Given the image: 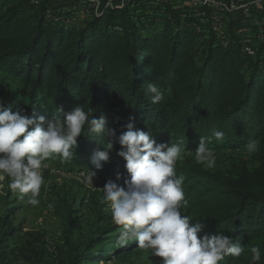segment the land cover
Wrapping results in <instances>:
<instances>
[{"label":"trees","instance_id":"trees-1","mask_svg":"<svg viewBox=\"0 0 264 264\" xmlns=\"http://www.w3.org/2000/svg\"><path fill=\"white\" fill-rule=\"evenodd\" d=\"M33 1L0 0V72H6L0 82H18L5 105L23 100L20 109L30 118H52L62 108L63 119L77 105L91 108L94 118L104 116L115 135L89 133L86 125L68 160L90 166L93 153L111 142L106 172L113 177L119 173L122 180L129 176L126 162L116 154L117 140L130 118L157 143H177L188 153L201 137L207 138V147L220 150L258 141L257 166L244 167L235 177L209 172L192 158L176 164V175L185 177L186 215L190 223L203 225L199 235L219 233L249 250L259 246L257 264H264V41L256 44L254 55L246 52V26L228 18L225 44L211 24H202V19L214 20L212 9L196 10L182 0L158 5L136 0L123 8L122 0H111L113 8L106 7L110 0H102L97 15ZM149 84L166 90L163 101L152 103ZM215 130L224 133L223 139L213 137ZM62 211L69 228L76 229L73 211ZM120 233L109 227L87 243L68 242L71 259L62 264L130 251L118 241ZM129 240L138 247L134 238ZM7 242L0 241V259ZM235 259L226 256L219 264Z\"/></svg>","mask_w":264,"mask_h":264},{"label":"clouds","instance_id":"clouds-1","mask_svg":"<svg viewBox=\"0 0 264 264\" xmlns=\"http://www.w3.org/2000/svg\"><path fill=\"white\" fill-rule=\"evenodd\" d=\"M152 103L164 100L165 89L158 84H149ZM167 91H170L168 89ZM62 108L56 110L51 119L45 116L30 118L21 109L4 107L0 101V180L8 178V187L21 194H29L27 203L38 205L40 190L44 184L42 169L44 161L54 154L67 160L74 155L78 138L87 131L97 135H115L107 128L104 116L94 118L92 109L87 111L77 105L60 118ZM213 137L221 140L224 133L213 131ZM207 138L201 137L194 151L195 161L206 168H214L216 156L207 147ZM120 151L116 154L124 159L129 178L123 186L109 179L104 187L103 201L110 203L112 221L122 225L118 241L126 243L134 238L141 249H151L152 255L162 259V264H219L226 256L239 258L246 248L235 244L233 239L222 234L199 235L203 225L190 223V216L181 209L188 206L185 199L183 174L177 177L176 164L182 160L185 149L177 143H157L150 132L135 127L130 122L126 131L119 135ZM249 153L258 150V141L246 145ZM113 143L104 144L91 157V165L101 170L110 161ZM91 173L89 180H92ZM251 264L261 259V249H250Z\"/></svg>","mask_w":264,"mask_h":264},{"label":"rangeland","instance_id":"rangeland-1","mask_svg":"<svg viewBox=\"0 0 264 264\" xmlns=\"http://www.w3.org/2000/svg\"><path fill=\"white\" fill-rule=\"evenodd\" d=\"M49 3L55 7L69 4L76 12L85 13V7L80 0H49ZM261 16H264V7L260 8L257 15H252L249 9L246 10L243 6L230 14L229 18L237 26H244V19L250 20L244 39H248L256 47L259 41L257 34L261 35ZM5 76V71L0 72V78ZM17 88L18 82H0V101H3L4 107L12 108L13 111L24 105L23 100L15 101L9 107L5 105L8 92ZM212 150L216 156L215 167L209 169L199 164L209 172L235 177L244 167L251 170L257 166L254 153H249L246 146L234 150ZM182 156L183 159L177 163L188 158L195 160L194 151L183 152ZM44 164L47 167L42 169L44 184L40 190L38 205L27 203L30 193L21 194L10 189L8 178L0 180V241L4 238L8 241L7 252L1 257L0 264H62L71 259L70 245L87 243L101 230L109 227L123 230L122 225L113 223L110 203L103 201L104 194L100 190L107 180L115 181V177L107 174L106 164L101 170H97L92 165H77L71 160H63L58 154L44 161ZM91 173L94 175L90 181ZM124 180L121 179L118 183L123 186ZM62 209L73 211L78 225L76 229L69 228L68 222L63 218ZM181 211L186 215L185 208ZM132 244V240L124 243L131 247L128 252L115 254L110 251L106 259L85 260L82 264H162L161 258L152 255L153 250L135 248ZM119 248L121 247L117 246V250ZM250 255L247 248L241 257L230 264H248Z\"/></svg>","mask_w":264,"mask_h":264},{"label":"built area","instance_id":"built-area-1","mask_svg":"<svg viewBox=\"0 0 264 264\" xmlns=\"http://www.w3.org/2000/svg\"><path fill=\"white\" fill-rule=\"evenodd\" d=\"M59 1V0H56ZM71 1H77V0H71ZM81 4L84 5L85 13L87 15H97L99 13L102 0H80ZM136 0H122L120 4V8H123L129 3H133ZM186 4L190 5L191 8H194L197 10V8L200 7H210L213 11V15L211 19H214L212 22H210L209 19H202V24L204 27H209L208 25L211 24V28L216 33L218 38L225 44H227L226 36L224 35L225 30V21L229 18V15L232 14L235 10H237L239 7H245L246 10L249 9V12L252 13V15L258 13L261 7H264V0H182ZM39 0H34L33 3H38ZM155 3L158 5L161 3V0H155ZM70 8H72L71 5L68 4ZM106 7L113 8L112 1H108L106 3ZM75 9V8H74ZM195 10V11H196ZM215 12V13H214ZM257 12V13H256ZM197 16H201L199 12L196 14ZM250 15V14H249ZM259 18V17H258ZM260 22V34H257V38L259 39L258 43L264 41V16H261L259 18ZM246 23V24H245ZM250 20L244 19V26L248 28ZM198 31H201V26H198ZM244 50L252 55H254L257 52V47H254V45L248 40H244ZM257 43V44H258Z\"/></svg>","mask_w":264,"mask_h":264}]
</instances>
